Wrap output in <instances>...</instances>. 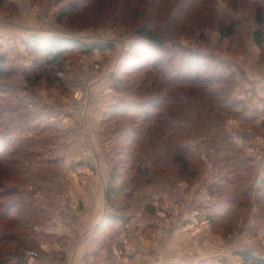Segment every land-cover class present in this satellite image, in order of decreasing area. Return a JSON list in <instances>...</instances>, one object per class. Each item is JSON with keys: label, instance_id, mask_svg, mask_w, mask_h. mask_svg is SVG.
<instances>
[{"label": "rangeland", "instance_id": "374dc122", "mask_svg": "<svg viewBox=\"0 0 264 264\" xmlns=\"http://www.w3.org/2000/svg\"><path fill=\"white\" fill-rule=\"evenodd\" d=\"M122 2L0 0V54L8 59L0 83V213L10 205L15 219L0 230L23 242L26 264H244L243 251L264 260V43L253 37L254 7L264 10V0L188 7L184 30L171 27L166 71L190 77L192 54L201 53L221 81L184 91L152 66L137 44L140 21L131 9L121 14ZM158 2L177 10L174 0ZM225 13L239 21L233 38L219 32ZM35 36L113 49L72 52L51 64L26 46ZM137 105L152 107V124ZM230 142L240 154L223 148ZM179 150L185 171L173 163ZM244 158L256 173L237 168ZM109 187L117 189L110 203ZM117 215L129 222H110ZM5 249L0 264H15Z\"/></svg>", "mask_w": 264, "mask_h": 264}, {"label": "trees", "instance_id": "16d2710c", "mask_svg": "<svg viewBox=\"0 0 264 264\" xmlns=\"http://www.w3.org/2000/svg\"><path fill=\"white\" fill-rule=\"evenodd\" d=\"M159 0H123L122 2V8L127 6L126 9L123 11L121 10V14L124 15L128 9H131L130 13L132 12V17L134 18V21L139 20L140 25L136 29V35L138 38V43L140 48L145 50L147 53V56L150 58H153L152 66L158 70H160V73L163 77L166 75H169V83L172 86H177V88H180L178 91H184V86L188 84L189 86H194L197 83L203 85L206 84L207 86L214 84L215 82H220L221 78H219V75H216V73L212 74L208 71V67L205 64V58L202 57L201 53H193L192 57L195 58V62L193 64V67L191 68L192 72L190 77L187 76H180L181 75V69L176 70H170L166 71L167 68V62L166 58L170 56V47L175 45V39L176 36H174L172 30V26L176 24L183 25L182 30H184V24L186 22L187 16H188V7H197L200 4L203 5L206 0H174L173 7L177 8V10H174V13L167 12L164 5ZM160 1H166V0H160ZM169 2V0H167ZM237 3V0L234 2ZM113 5V4H112ZM130 7L128 8V6ZM141 8H144L145 10L142 11ZM78 9V3L71 4L67 7H65L57 21L61 23L64 19L71 17ZM118 9V8H117ZM119 10V9H118ZM255 16L254 21L259 26L258 29H256L253 33L254 42L257 46H262L264 43V33H263V26H264V10L262 6H255L254 7ZM195 17V16H194ZM184 18V20H183ZM193 19V18H192ZM195 20V21H194ZM194 22H197V19H194ZM228 21V23H227ZM163 23V24H161ZM239 26V21L234 19L233 16L227 18V14L225 13L222 15L219 19V32L222 36V38H233L236 33V29ZM172 32V34H171ZM26 46L33 51V54L35 55H44L47 60L50 61L51 64L60 63L67 54L72 52H79L81 54H92L93 52L99 51L104 52L107 50H112L113 45L112 44H106V43H86L78 39L74 38H61V37H50V38H43V37H31L30 40L26 43ZM153 50H157L156 56L154 57ZM172 57V56H171ZM204 59V60H203ZM201 61L203 63L201 64ZM8 62L6 54H0V83L3 81L5 75H6V64ZM221 67L222 63L220 62L217 64V67ZM139 69V68H137ZM163 70V71H162ZM195 70V71H194ZM224 70V69H223ZM176 71V72H174ZM175 74V77L171 79V77ZM204 76V77H203ZM202 77L204 79H202ZM221 77V76H220ZM167 78V77H166ZM218 79V80H217ZM167 80V79H166ZM166 83H162L161 86H165ZM163 88V87H162ZM203 89L206 88L202 87ZM201 87L199 88L200 91H203ZM199 92V91H198ZM200 93V92H199ZM174 95L177 96V93H174ZM199 98H203V94H199ZM236 103L238 101L236 100ZM162 104V103H160ZM199 105H203L200 103ZM159 106V105H158ZM157 106V107H158ZM143 115V122L145 124H152L154 120V116L151 113L150 107H144L135 106ZM214 106L212 108L210 107V114L213 110ZM225 110V109H224ZM228 110V109H226ZM215 120H217V116L215 117ZM3 122V121H1ZM0 122V123H1ZM217 121H215L216 123ZM214 125L216 126V124ZM20 124V123H18ZM213 125V124H212ZM212 125H210V129H212ZM178 126V125H177ZM2 127V126H0ZM224 132H222V129L217 131L216 138L219 136L222 138L221 143L226 144L229 142V136L224 135ZM26 142L31 141V138L25 139ZM10 146H13V141H9ZM9 146V147H10ZM223 148H227L230 150V152L240 154L242 149H237L236 145H233L231 142ZM12 149V148H11ZM6 150V149H5ZM3 151L0 150V155L4 154L1 153ZM5 152V151H4ZM182 150H179L175 153L174 161L173 163L178 165L182 171H185L188 169V163L187 158L185 155H182ZM231 158V157H228ZM1 166V165H0ZM237 168H241L244 171H255L256 173V165L255 162L252 160V158H244L240 164H237ZM250 180V177L247 178ZM251 180H253V177H251ZM261 189L258 191H264V178L261 181ZM253 191L252 187H249L247 191ZM10 191V190H9ZM246 190L242 192V196L245 197ZM117 193V189L115 187H109L106 194L107 202H112L113 196H115ZM264 198V195L261 196ZM260 197V198H261ZM261 198V200H262ZM263 201V200H262ZM6 222V223H15V219L12 218V206H7L5 208V211L0 213V224ZM112 223H122L127 224L129 222L128 218L121 217V216H114L111 218ZM12 229V227H11ZM6 245H12L9 248L6 247ZM0 247L3 249L5 247V251L7 252V256H10L9 258L15 260V264H26L25 261V251L23 249V242L19 241L16 237V234L13 233V231L7 232L6 229L0 230ZM240 257L242 258V261L244 264H264V260L261 258H258L254 256L250 251H243L239 253Z\"/></svg>", "mask_w": 264, "mask_h": 264}, {"label": "crops", "instance_id": "0c3cea01", "mask_svg": "<svg viewBox=\"0 0 264 264\" xmlns=\"http://www.w3.org/2000/svg\"><path fill=\"white\" fill-rule=\"evenodd\" d=\"M99 204H100V206H101V205H103V202L100 201ZM95 212H96V213L98 212V213L96 214V215H98V214H99V209H96ZM94 214H95V213H94ZM90 216H93V215L90 214ZM91 218H92V219H91ZM91 218H90V219L92 220V222L95 221V220H94L95 217H94V218L91 217ZM95 219H97V218H95ZM245 249H246V248H245ZM243 250H244V249H243ZM240 251H241V250H240ZM237 254H238V253H237Z\"/></svg>", "mask_w": 264, "mask_h": 264}]
</instances>
